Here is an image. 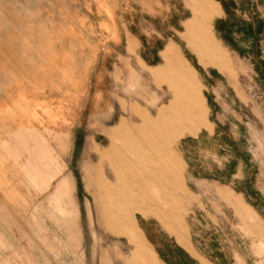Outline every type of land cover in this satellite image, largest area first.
<instances>
[{"label": "rangeland", "instance_id": "rangeland-1", "mask_svg": "<svg viewBox=\"0 0 264 264\" xmlns=\"http://www.w3.org/2000/svg\"><path fill=\"white\" fill-rule=\"evenodd\" d=\"M225 1L0 0V105L64 118L80 172L0 264H146L134 217L163 254L264 264V0Z\"/></svg>", "mask_w": 264, "mask_h": 264}, {"label": "crops", "instance_id": "crops-1", "mask_svg": "<svg viewBox=\"0 0 264 264\" xmlns=\"http://www.w3.org/2000/svg\"><path fill=\"white\" fill-rule=\"evenodd\" d=\"M223 6H216L219 15L215 18L221 17V14L226 11L227 1L222 0ZM184 26V23H182ZM216 28L213 27V32ZM219 33L222 30L219 29ZM215 35V34H214ZM220 42V41H219ZM169 45V44H168ZM116 49V48H115ZM118 49V48H117ZM133 41L130 39L127 42V50L132 51ZM162 61L165 60L162 53H160ZM140 67L148 71L151 77L157 79L156 69L162 66L148 67L139 60ZM165 65V64H164ZM35 66L31 62V86L35 83L33 75L35 76ZM33 74V75H32ZM160 78V77H159ZM30 86V85H28ZM37 85L36 87L39 88ZM16 98L19 95L15 96ZM35 103V102H34ZM19 104V103H18ZM44 102H37L35 106L31 107H1L0 105V259L18 258L17 251L19 250V233L21 226H25L21 219L29 218L31 211L43 209L40 206L46 199L51 200H66L74 195V174H79L78 168L72 166L74 150L75 160L78 162V141L76 136L70 133L71 127L68 122L59 117V120L54 123H47L45 121L46 108L42 106ZM162 108V107H161ZM161 108L157 109L160 110ZM131 117L141 116L144 111L137 107L129 109ZM36 115V117H34ZM31 120V121H30ZM132 120V118H130ZM121 119L118 124L107 132L111 143V136L115 128L122 123H126ZM82 134V132H81ZM81 139H82V135ZM82 147V143H81ZM110 148V144H109ZM82 151V149H81ZM99 176V174H96ZM91 178V177H90ZM100 185L93 194V200L96 204V199L100 194ZM71 200H73L71 198ZM60 204V203H59ZM61 209L47 207V210ZM66 210L67 208L62 207ZM96 212L100 215V207L95 205ZM62 214L66 212L60 210ZM142 217H146V213H139ZM133 228L140 236L146 248L150 249L145 240L148 238L151 242L150 253L146 255V260L149 259L150 264H158L156 256L160 258L163 264H197L195 259L183 248L175 246L173 250L163 254V247H157L156 240H154L152 232L143 225L142 231L139 229L134 217ZM177 239L181 241L183 234L175 232ZM127 241L134 249V257L137 258L139 251L135 249L134 241L125 236ZM146 237V238H145ZM145 238V239H144ZM177 242V241H176ZM162 249V250H161ZM183 256L186 263L177 262L178 256ZM19 252V251H18ZM156 252V253H155ZM155 253V254H154ZM201 257V256H200ZM202 258V257H201ZM212 264H221L211 257H207ZM204 259V258H202ZM207 261L206 259H204ZM149 262H146L148 264ZM208 262V261H207ZM143 264V263H140Z\"/></svg>", "mask_w": 264, "mask_h": 264}, {"label": "bare ground", "instance_id": "bare-ground-1", "mask_svg": "<svg viewBox=\"0 0 264 264\" xmlns=\"http://www.w3.org/2000/svg\"><path fill=\"white\" fill-rule=\"evenodd\" d=\"M161 115H163V113H160Z\"/></svg>", "mask_w": 264, "mask_h": 264}]
</instances>
